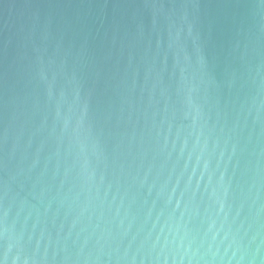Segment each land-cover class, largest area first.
<instances>
[{"label":"water","instance_id":"obj_1","mask_svg":"<svg viewBox=\"0 0 264 264\" xmlns=\"http://www.w3.org/2000/svg\"><path fill=\"white\" fill-rule=\"evenodd\" d=\"M0 264H264V0H0Z\"/></svg>","mask_w":264,"mask_h":264}]
</instances>
